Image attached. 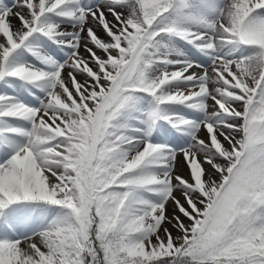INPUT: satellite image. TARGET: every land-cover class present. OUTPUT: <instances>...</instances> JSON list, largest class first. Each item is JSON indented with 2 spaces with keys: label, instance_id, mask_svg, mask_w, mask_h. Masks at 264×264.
<instances>
[{
  "label": "snow or ice",
  "instance_id": "snow-or-ice-1",
  "mask_svg": "<svg viewBox=\"0 0 264 264\" xmlns=\"http://www.w3.org/2000/svg\"><path fill=\"white\" fill-rule=\"evenodd\" d=\"M0 264H264V0H0Z\"/></svg>",
  "mask_w": 264,
  "mask_h": 264
}]
</instances>
